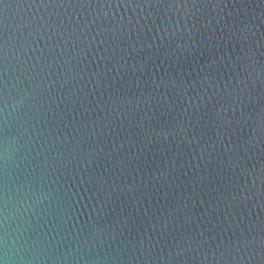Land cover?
Wrapping results in <instances>:
<instances>
[{
  "label": "water",
  "instance_id": "obj_1",
  "mask_svg": "<svg viewBox=\"0 0 264 264\" xmlns=\"http://www.w3.org/2000/svg\"><path fill=\"white\" fill-rule=\"evenodd\" d=\"M0 264H264V0H0Z\"/></svg>",
  "mask_w": 264,
  "mask_h": 264
}]
</instances>
